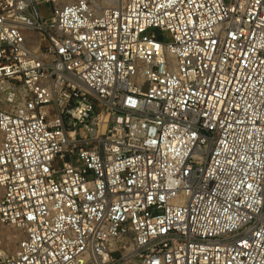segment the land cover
Listing matches in <instances>:
<instances>
[{"label": "built area", "instance_id": "2783aa9c", "mask_svg": "<svg viewBox=\"0 0 264 264\" xmlns=\"http://www.w3.org/2000/svg\"><path fill=\"white\" fill-rule=\"evenodd\" d=\"M0 224V264H264V0H0Z\"/></svg>", "mask_w": 264, "mask_h": 264}, {"label": "rangeland", "instance_id": "374dc122", "mask_svg": "<svg viewBox=\"0 0 264 264\" xmlns=\"http://www.w3.org/2000/svg\"><path fill=\"white\" fill-rule=\"evenodd\" d=\"M101 4H105L106 0H97ZM161 39H164L162 37ZM14 237H16L13 229L0 224V245L7 247L10 251L14 250Z\"/></svg>", "mask_w": 264, "mask_h": 264}, {"label": "bare ground", "instance_id": "6f19581e", "mask_svg": "<svg viewBox=\"0 0 264 264\" xmlns=\"http://www.w3.org/2000/svg\"><path fill=\"white\" fill-rule=\"evenodd\" d=\"M109 1H110V0H106V1H105V5H106V4H108V3H109ZM97 2H98V1H97ZM99 3H100V2H99Z\"/></svg>", "mask_w": 264, "mask_h": 264}]
</instances>
